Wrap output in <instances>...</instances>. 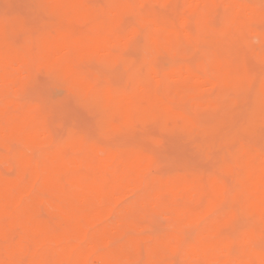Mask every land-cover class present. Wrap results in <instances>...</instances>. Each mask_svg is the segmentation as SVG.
Returning a JSON list of instances; mask_svg holds the SVG:
<instances>
[{"label": "bare ground", "instance_id": "1", "mask_svg": "<svg viewBox=\"0 0 264 264\" xmlns=\"http://www.w3.org/2000/svg\"><path fill=\"white\" fill-rule=\"evenodd\" d=\"M32 1L37 9L44 3L71 2L77 7L63 10L56 18H45L44 21H49L43 22L46 27L39 29L36 37L22 17L14 20L0 17V96H3L0 146L12 149L16 144L33 151L28 153L18 148L9 153L13 154L11 157L5 154L6 150L0 152V161L8 165L13 161L17 172L13 178L0 172V264H173L177 256L181 264H264V251L253 245L264 232V147L253 142L259 137L264 145L260 96L258 89L254 94L247 91L252 76L232 77L229 66L235 58L225 57L228 49L222 46L224 42L233 46L248 44L249 36L256 40L258 37L264 44V28L258 24H264V11L258 3L252 0H106V5H101L106 7L91 8L86 0ZM152 1L174 7L176 22L167 18L172 12L157 13L158 7ZM134 3L138 9L133 8ZM180 3L185 8L182 12ZM219 6L223 14L227 13V20L214 31L206 17ZM192 9L201 10L198 30L194 33L185 14ZM217 10L221 12L220 7ZM130 13L137 15L142 30L134 27L127 34H121L123 18ZM77 24H83L79 26L85 27L84 30L78 29ZM16 30L28 33L25 43L18 44L12 38ZM142 41L139 63L123 54ZM238 46V55L243 54L244 49ZM162 51L176 56L200 52L205 61L198 67L204 70L210 67L212 76L199 73L192 64L173 62L158 68L154 62ZM261 57L264 59V52ZM98 61L112 67L109 74L122 65L126 72L125 80L123 77L121 80L125 82L113 81L116 84L113 86L107 71L99 74L105 71L92 68ZM247 65L251 70V63ZM35 67L41 72L45 70L48 76L51 74L55 85L58 83L73 92L76 96L69 93L74 99L78 97L80 104L97 110L101 128L113 135L131 134L137 126L153 122L160 129L184 132L189 140L198 142L205 155L211 146L234 145L235 151L218 169L233 177L235 189L229 191L226 181L216 173L206 180L199 173H177L166 179L147 176L154 159L139 146L115 153L96 143L84 144L75 131L67 132V138L62 141L56 140L53 126L49 127L46 116L42 115V104L22 106L15 97L34 82ZM237 70L234 75L249 73L246 67L244 71L248 72L239 67ZM203 87L214 96L224 95L221 99L225 101V94L231 89H236L238 94L233 92L237 95L230 97L223 107L212 102L194 104L201 112L193 113L196 117L176 110L179 107L178 104V108L174 107L175 102L188 99L183 103H189ZM249 95L253 100L247 99ZM245 101L252 102L251 106H245L253 110L255 117L250 128L237 129L234 118L240 114L230 121L232 128L227 126V121L216 123L207 118L223 108L227 114L233 113L236 107L245 110L244 105L240 106ZM227 114L214 118L224 120ZM226 126L232 130L226 132ZM209 132L216 139L209 140L208 144ZM131 194H137V200L131 205L124 204ZM225 198L230 203L220 211ZM238 206L245 210L246 223L234 246L228 230L239 222ZM162 217L164 223H160ZM160 224L167 225L166 236L156 230ZM175 228L192 229L195 234L191 244L183 245L172 230Z\"/></svg>", "mask_w": 264, "mask_h": 264}, {"label": "rangeland", "instance_id": "2", "mask_svg": "<svg viewBox=\"0 0 264 264\" xmlns=\"http://www.w3.org/2000/svg\"><path fill=\"white\" fill-rule=\"evenodd\" d=\"M127 2H132V0H126ZM249 1V0H248ZM252 1H256L260 7L261 10L264 11V0H252ZM87 5L89 7L93 6V7H99L101 5H104L106 2V0H86ZM135 2V0L133 1ZM90 3V5H89ZM107 3V2H106ZM152 3L154 5H156L158 8L157 13H161V15L165 14H170L172 12V14H170L169 17H167L168 19H171L172 21L175 19L173 17H175L176 15V11L174 7H166L160 4H157L156 2L152 1ZM131 4V3H130ZM133 4V3H132ZM35 3L32 0H0V17L1 16H6V17H12V20H14L15 18H19L22 17V19H24L27 22V25H29L32 31V36L36 37L40 31L43 30L44 24L43 22L46 24L48 21H44L45 18L48 19L49 17H46L44 15H42L40 13V10L37 9V7L34 6ZM106 5V4H105ZM154 6V7H156ZM91 7V8H93ZM106 6H101V8H104ZM138 9V7L135 5H133V8ZM181 9L180 12L183 11L184 6L182 3H180L179 6ZM220 7L221 12H219L217 9ZM217 9H215V11L210 14V16L206 17V21L208 19V21H210L209 25L211 26V28L215 29L214 31H217L218 29H220V27L222 26V24L219 22V17L223 14V8L221 6H219ZM134 8V9H135ZM163 9V11H162ZM154 11V8L152 9ZM168 11V12H167ZM134 12V11H133ZM139 12V11H138ZM156 13V10L154 11ZM137 13V12H136ZM163 13V14H162ZM179 13V12H178ZM186 16H187V20H188V26L190 27L189 29L194 33V30H198V18L199 16H201V10L199 9H192V10H187V12H185ZM138 15V13H137ZM137 15L135 16V14L130 13V16H134L135 17V21L134 22H128V27L126 31H122L120 29V33L121 34H127L128 31L134 27L140 28V30H142V26L139 24L138 19H137ZM218 15V16H216ZM127 16V15H126ZM165 16V15H164ZM129 17V16H128ZM166 17V16H165ZM125 18V17H124ZM123 18V24L126 23V18ZM213 18V19H211ZM210 19V20H209ZM207 21V22H208ZM212 21L214 23H212ZM176 22V21H175ZM219 23V24H218ZM258 24H262L261 27L263 26L264 28V24L258 23ZM79 25H83V24H77ZM178 25V26H177ZM177 28L180 26L179 24H177ZM43 26V27H40ZM77 26V27H78ZM260 26V25H259ZM258 27V26H257ZM84 30V28H82L81 26L78 27V29ZM121 28V26H120ZM130 28V29H129ZM217 28V29H216ZM263 28H261V30H263ZM38 30V31H37ZM196 30V31H197ZM30 31V29H29ZM195 31V32H196ZM30 33V32H29ZM12 38L18 43H25L28 33H26L25 31H21V30H16L14 32H12ZM31 35V33H30ZM253 38V39H252ZM256 39H254V37H248V44L246 43H235L236 46L233 45H226L224 43H222V46H226L225 50L228 49V51H226L224 54V56L226 57V55H228L229 58L233 59V57L236 59L234 60H230L228 58V60H230L231 68H233L234 70H232L231 68H229L232 71V77L234 79L239 78V77H245V76H252L251 78H254V76H256L257 74H259L256 78L257 83L259 82L258 80L260 79L261 76V71H263L264 68H262V57L261 54L264 52V44L260 41V39L258 37H256ZM144 41H142L139 44H136L134 47L132 45V48L127 49L123 52V54H126L125 56L127 58L131 59H135V61H137L136 63H139L142 59V43ZM239 45V46H238ZM240 47L242 49H244L243 54H239L238 55V50L236 49V47ZM141 50L139 52H137V50ZM261 49V50H260ZM230 50V51H229ZM118 51V50H117ZM121 52V50L119 51ZM117 52V53H119ZM260 52V53H259ZM127 55H130L129 57ZM242 57V59H241ZM245 61H244V60ZM259 61H258V60ZM187 60V61H185ZM134 61V60H132ZM158 63L156 66L159 67H168L171 63L176 62L177 64L180 65H188L191 66L189 64H192L196 69H199V73L202 74H208L212 76V70L210 69V67H207V70H204L202 68L198 67L199 63H202L203 61H205V57L202 53L200 52H190L188 53L186 56H182V55H173L171 53H168L166 51H162L161 53H159L157 55V59L155 60ZM236 61V62H234ZM250 61V62H249ZM92 62V61H91ZM243 62H247V64L251 63L252 66L251 70L248 69V65L243 63ZM249 62V63H248ZM259 64H258V63ZM90 62H88L89 64ZM97 63L95 65V67L92 68H97L98 70L101 71H105V72H98V70H95L94 72H97L99 74H106L108 71L112 70V67L110 65H107L103 62H95ZM99 63H103L102 65ZM242 63V64H240ZM87 64V62L85 63ZM94 64V63H93ZM92 64V65H93ZM240 66H239V65ZM159 65V66H158ZM232 65H235L232 67ZM246 65V66H245ZM87 66H91V65H87ZM209 66V65H208ZM239 69L242 71H244V68L246 67V69L249 71V73H246L245 75L242 74V72H240V74H236L234 75V71L236 70V72H238ZM255 66V67H254ZM121 65V67L119 66V69H117L118 71L112 72L111 74H109L110 72H108L109 75H111L110 77L107 78L110 79L111 84H113V86H116V84L113 82L115 81L118 84V81L125 82L122 81L121 78L123 76H125V72L124 71V67ZM258 68L260 69L261 67V71H259L258 69H254V68ZM86 68V67H85ZM91 68V67H90ZM89 68V69H90ZM160 68V69H161ZM193 68V67H191ZM194 68V69H195ZM34 69V68H33ZM32 69V73L34 72V70H36L33 73L32 78L34 79V82H32V84H30L29 88H27L28 90H26L25 92H19V95L17 94L15 97L18 99V101L20 103H22V106H27V105H37L34 103H38L39 105L40 103L42 104V106L44 107L42 110H44L42 112V115L46 116V120L49 122L48 126L51 127V129L55 130L52 131L54 137L56 138V140L62 141L63 138L65 139V137L67 138L68 133L70 134L71 132H74L77 134V132H79L77 135H81V137L83 138L84 144H88V143H96L99 145H102L106 148H111V150L115 153L117 152H121L123 150L126 149H130L133 147H138L143 149V151L149 155H151L154 159V163L147 169V176H154L157 178H162V179H166V178H171L172 176H174L177 173H199L204 177V180H206L208 178V176L210 174L216 173L218 174L220 177H222L227 184V189L229 191H232L235 189V184L233 182V177L230 176L229 174H223L220 172L219 165L226 159H228L231 155V153H233L236 149V147L233 145H229L227 147L223 146L222 148L219 146H211L212 144H210L209 147V154L204 153V150L199 147V144L197 141H193V140H189L187 137V134H185L182 131H170V130H165V129H160L158 128V124L156 123H148L147 125H141L142 127H138V129L134 130L131 134L130 133H121L118 135H113L111 133H108L107 131H104L101 128L99 119H100V115H99V119L97 118L98 114L96 112H98L97 110L89 107L86 104H80L82 103L81 101H79L78 97H76L75 99H78L77 102L73 96H71L72 94H74L71 91L66 90L65 88L61 87L58 85H55L54 82L55 78L49 73H47L45 70L44 72H41V69H37L35 67V69ZM164 69V68H163ZM254 69V71H252ZM93 70V69H91ZM256 70V71H255ZM38 71V72H37ZM107 71V72H106ZM206 71V72H205ZM248 71H244V72H248ZM254 72V73H250ZM256 72V73H255ZM32 75V74H31ZM52 79V81H51ZM112 80V81H111ZM123 80L124 77H123ZM119 83V84H121ZM66 91V92H65ZM210 90H206L204 87L200 89V91L197 93V95L193 96L190 98L189 103H183L184 101H188L184 100L180 102H175L173 105L174 107H177L178 104V109H176L179 112H184L185 114H188L187 112H189L190 114H192V116L196 117V114H193L195 112H197L198 110L193 106L196 103H203V102H212L214 104H220V106H224L225 103H227L228 99L231 98H235V96L238 94L236 89H231L232 93H230L231 91H228L227 95L225 94V96H227L226 101L224 99H221L222 97H224V95L217 93V95H213L214 93L212 92H208ZM72 93L70 95V93ZM233 92L237 93L234 94ZM251 94H254L251 93ZM75 95V94H74ZM234 95V96H233ZM13 96V95H12ZM76 96V95H75ZM216 96H219V98H216ZM222 96V97H221ZM3 96H0V102L3 101ZM2 98V99H1ZM253 100V97L249 95V98L247 99H251ZM205 99V100H204ZM214 99V100H212ZM218 100V101H216ZM225 101V102H219V101ZM17 101V100H16ZM17 101V102H18ZM27 103V104H25ZM180 103V105H179ZM1 104V103H0ZM25 104V105H24ZM240 104V103H239ZM245 104H248V106H251L250 104H252V102H241V105H244L243 107L245 108V110H241L242 108H235V110L233 111V113H224V112H228L227 110H225L223 108V110H220L221 112L216 113V115H208L210 112L215 113L213 111H210L207 115L212 121H216V123H218L219 120H221V122H228L229 126L230 121L233 122V117L237 116L238 114H241L242 112L246 111L247 108H249L248 106H245ZM21 105V104H20ZM21 106V107H22ZM53 106V107H51ZM239 106V105H237ZM50 108V111H49ZM55 108V110L53 109ZM181 108V109H180ZM93 109V110H91ZM250 109V108H249ZM182 110V111H180ZM96 111V112H95ZM237 111V112H236ZM182 112V113H183ZM200 112V111H198ZM236 112V113H235ZM201 113V112H200ZM199 113V115H200ZM97 114V115H96ZM211 114V113H210ZM218 114H221V116L223 115V117H225L227 114L228 117H226L224 120L219 119V118H214V117H218ZM198 115V113H197ZM205 115V116H207ZM191 116V115H190ZM221 116H219L220 118H222ZM199 117V116H198ZM239 117V116H238ZM45 118V117H43ZM207 118L205 117V119L207 120ZM118 119V118H116ZM230 119V120H229ZM235 120L237 118H234ZM207 120V122H208ZM229 120V121H228ZM120 121V119L118 120V122ZM212 121H209L211 123H213ZM117 122V121H115ZM219 122V124L223 125V123ZM236 122V121H235ZM210 123V124H211ZM215 123V122H214ZM226 124V123H224ZM233 124V123H231ZM236 125V124H235ZM226 126V127H227ZM229 127H233L229 126ZM235 128V127H234ZM74 129V130H73ZM222 129L224 130V126L222 127ZM70 130V131H68ZM228 130H232V129H228V127L226 128V132H229ZM68 132V133H67ZM224 132V131H223ZM212 133L216 134L215 131H212ZM211 132H209V136L210 139H208V144L210 143L209 140H211L212 136L215 137L214 135H210ZM56 135V136H55ZM217 135V134H216ZM58 136V137H57ZM209 136H207L209 138ZM59 137H62L59 138ZM219 137V134H218ZM216 139V138H215ZM214 138L212 140H215ZM254 139V138H253ZM202 140V138L200 139ZM213 141H211L212 143ZM254 143H256V145L261 146L263 145V141L262 138L256 137V139L253 140ZM14 145V144H13ZM219 147V148H218ZM23 149L24 151H26V149H24L23 147L17 146L16 144L14 145V148L12 149H6L0 146V152L6 153L8 154L10 157L13 154H9V153H13V151L15 149ZM211 148V149H210ZM263 148V147H261ZM32 151V150H31ZM30 150L26 152H31ZM33 152V151H32ZM30 154H35V153H30ZM33 156V155H31ZM228 157V158H226ZM225 158V159H224ZM11 160H13L11 158ZM3 162L0 161V165H2V169L0 170L3 171L4 173H6V177H10L13 178L16 176L17 172H16V168L14 166V162L12 161V165H8V164H4ZM5 168V169H4ZM10 168V170H8ZM2 173V172H1ZM13 173V174H12ZM16 173V174H15ZM3 174V173H2ZM8 174H12V175H8ZM132 195V196H131ZM128 196V198H126V200H130L129 202L125 203L126 205H131L133 204L137 199V194H131ZM136 195V197H135ZM230 203V200L228 198H225L220 206V211H222L224 208H226ZM165 222V218H160V223H164ZM167 223V222H166ZM165 223V224H166ZM238 221H236L234 223V226L232 228H230L228 230V233L233 236L235 233V229L238 226ZM257 230H260L259 226H255ZM175 231V233L182 238L183 234L185 232H189L192 234V236L194 237L195 232L192 229H188V228H182V229H172ZM262 241H264V232H262V234L257 237V239L254 241V248L257 250H262L264 251V244H262ZM173 264H181L180 259L177 258L174 260Z\"/></svg>", "mask_w": 264, "mask_h": 264}, {"label": "snow or ice", "instance_id": "3", "mask_svg": "<svg viewBox=\"0 0 264 264\" xmlns=\"http://www.w3.org/2000/svg\"><path fill=\"white\" fill-rule=\"evenodd\" d=\"M74 7H77V5L67 2V3H57V4H52V3H44L39 5V10L40 13L46 17H51V18H56L59 15H62L63 10H70ZM53 9H57V12H53ZM227 20V13L222 14L219 17V22L223 24ZM135 17L134 16H129L126 18V23L121 25V30L126 31L128 27V22H134ZM139 39V37H137ZM262 68H264V60H262ZM259 91V96H260V121L262 127H264V72L261 73L259 82L253 78L251 83L247 85V91L249 93L257 90ZM254 112L250 108L247 111H244L240 114V116L236 120V127L237 129H242V128H250L254 124ZM242 139L247 142L248 138L247 137H242ZM264 147V145H262ZM238 212L240 213V218H239V223L238 226L235 229V233L232 236V240L234 243V246L236 242L240 239L241 233L243 232L245 223H246V217H245V210L243 207L238 206ZM161 235L166 236L168 233V227L165 224H160L158 225L156 229ZM193 241V236L189 232H185L181 238V243L185 246L191 244ZM262 244H264V241H262Z\"/></svg>", "mask_w": 264, "mask_h": 264}]
</instances>
